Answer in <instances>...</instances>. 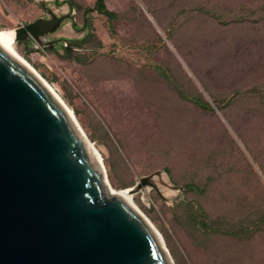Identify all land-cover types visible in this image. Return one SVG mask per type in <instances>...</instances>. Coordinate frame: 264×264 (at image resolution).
<instances>
[{
	"label": "rangeland",
	"instance_id": "1",
	"mask_svg": "<svg viewBox=\"0 0 264 264\" xmlns=\"http://www.w3.org/2000/svg\"><path fill=\"white\" fill-rule=\"evenodd\" d=\"M100 1L0 0V29L71 15L15 48L174 264H264V0Z\"/></svg>",
	"mask_w": 264,
	"mask_h": 264
},
{
	"label": "water",
	"instance_id": "2",
	"mask_svg": "<svg viewBox=\"0 0 264 264\" xmlns=\"http://www.w3.org/2000/svg\"><path fill=\"white\" fill-rule=\"evenodd\" d=\"M16 28L40 41L70 14ZM156 173L143 176L140 188ZM0 264H174L51 89L0 41Z\"/></svg>",
	"mask_w": 264,
	"mask_h": 264
},
{
	"label": "bare ground",
	"instance_id": "3",
	"mask_svg": "<svg viewBox=\"0 0 264 264\" xmlns=\"http://www.w3.org/2000/svg\"><path fill=\"white\" fill-rule=\"evenodd\" d=\"M15 35H16V29L13 30H8V29H0V41L7 47L9 48L11 51H13L50 89L51 91L56 95V97L60 100V102L63 104V106L66 108V110L69 112V114L71 115L73 121L75 122V124L77 125V127L79 128V130L81 131V133L83 134V136L86 138V140L88 141V143L91 145V147L94 149V151L96 152L100 162L101 158L97 152V150L95 149L93 143L85 136L84 132L82 131V129L79 127L78 123L76 122L75 118L72 115V112L70 111V109H68L65 104L63 103L60 95L57 93V91L50 85V83L16 50L15 48ZM48 38V35L46 34H42L40 36V41L44 42L46 41ZM151 112V110H150ZM146 124V123H145ZM155 181H159V182H166L168 181V177L163 173L160 172L158 174H155L153 176V178ZM107 185L111 190L114 191H118L121 194H123L131 203L132 205L141 213V215L149 222L151 223L147 217H145V215L143 214V212L140 210V208L134 203L133 198H132V190L131 188H115L113 187V185L110 184V182L107 180ZM152 225V224H151ZM153 226V225H152ZM154 227V226H153ZM155 228V227H154ZM156 230V228H155ZM158 232V231H157ZM159 233V232H158ZM160 235V233H159ZM161 236V235H160Z\"/></svg>",
	"mask_w": 264,
	"mask_h": 264
},
{
	"label": "trees",
	"instance_id": "4",
	"mask_svg": "<svg viewBox=\"0 0 264 264\" xmlns=\"http://www.w3.org/2000/svg\"><path fill=\"white\" fill-rule=\"evenodd\" d=\"M99 6H100V9H101V10H104V9H105V6H104V3H103L102 0L100 1V5H99Z\"/></svg>",
	"mask_w": 264,
	"mask_h": 264
}]
</instances>
